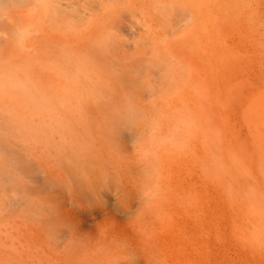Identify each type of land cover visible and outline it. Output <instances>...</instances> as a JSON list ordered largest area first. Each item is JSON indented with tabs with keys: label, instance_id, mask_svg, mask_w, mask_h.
<instances>
[{
	"label": "bare ground",
	"instance_id": "6f19581e",
	"mask_svg": "<svg viewBox=\"0 0 264 264\" xmlns=\"http://www.w3.org/2000/svg\"><path fill=\"white\" fill-rule=\"evenodd\" d=\"M5 6L0 58L5 47L10 56L0 89L14 87L9 104L37 130L46 109L59 113L69 148L57 164L18 150L29 183L7 212L0 197V264H215L217 221L196 219L203 191L243 261L264 264V89L238 91L231 56L236 44L256 49L242 24L248 6L0 0ZM126 96L132 111L117 118ZM42 186L60 196H37ZM14 204L29 210L10 211ZM160 206L197 214L142 219ZM119 207L128 219H111Z\"/></svg>",
	"mask_w": 264,
	"mask_h": 264
},
{
	"label": "rangeland",
	"instance_id": "374dc122",
	"mask_svg": "<svg viewBox=\"0 0 264 264\" xmlns=\"http://www.w3.org/2000/svg\"><path fill=\"white\" fill-rule=\"evenodd\" d=\"M236 2L238 4H242L244 7L248 6V14L245 16L242 24L248 30L250 39H252L253 47L256 49L253 50V54H249L247 46H245L243 42V44H236L235 48H232L231 56L234 64L233 70L236 80L235 87L238 91L243 93H246V91L250 92V90L257 88H260L259 90L262 91V89H264V0H236ZM13 11H15L14 13H16V15H20L21 13L19 10ZM6 12L7 6L0 9V37L7 32V27L3 25L2 20L7 17L5 15ZM236 31H238V29H236ZM256 33L257 35L259 34L258 38H254ZM241 38H243V35H241ZM7 50L8 48L6 47L3 49V53L5 55L2 58L4 59L0 58V76H6L9 72V68L7 67V57L10 55L7 54ZM260 64L263 68L261 75H259L257 70ZM5 92L0 89V94L3 96L5 95ZM10 92V95H7L6 93V100L8 96L16 94L14 87H11ZM130 100V96H126L124 98V103L122 105L123 109L120 110L121 115H118L117 118H121L123 113L128 114L132 111V102H130ZM9 103L10 102L8 100L5 103L0 100V184L5 185L6 187L5 193L0 192L3 195H0V197L3 198L5 194L7 195V201H5V212H7V203L9 200H13L16 198L17 194H21L19 188L20 185L29 183L27 177L24 180L21 176H19V166L27 165L28 161L25 160L21 162V160H18L20 158L18 150H22L25 153H32L34 154L33 156L39 157V159L46 161L47 163L51 162L53 164H57V162L60 163V161H62L61 156L66 153L69 148V145H65V143L69 140V135L65 132L67 127L60 126L63 123L61 121L63 118L59 115V113L57 115L54 110L49 108L46 109V111L43 112L45 119L43 127L37 130V127H39L38 123H34L26 112L23 114L22 111L24 110L15 112V108ZM131 113L135 115L134 112ZM53 114L57 115L58 118L56 116V118H52ZM158 118H164V116L162 114H158ZM51 129L54 130L51 131ZM148 135L149 138H152L154 133L150 132ZM51 154L53 155L50 156ZM43 155L49 159V162L45 159V156L42 159ZM50 157H54L55 160L51 158L50 161ZM55 167L58 168L57 166ZM37 171L39 172L37 175L41 176L42 172L38 169ZM6 175H9L8 180ZM9 187H13L14 190ZM43 189H45L44 192H42ZM37 192V196H41V198L45 196L47 200H50L51 202L54 200L56 201L57 195L60 196L51 186H42L37 190ZM39 199L40 198L37 197V202L39 201L43 204L44 202ZM32 202V200L27 201L29 205L33 204ZM216 207L217 205L211 194L203 191L199 205V215L196 219H216L217 221L214 243L216 250L215 264H254L250 260L249 262L243 261L237 246L227 232L223 216L220 214L222 211ZM13 208H15L18 212H21L22 209L26 212L29 210L26 206L21 207L20 205L16 206L15 204L14 206H10L9 210L11 211ZM145 208L142 207L141 210L145 211ZM117 209V213L112 215L111 219H128L127 214H125V211L121 207ZM216 209H219L220 211ZM195 214L197 213L194 212L191 206H185L183 208L160 206L157 211L151 212L150 214L146 211V215H144V218L142 219H194L193 217Z\"/></svg>",
	"mask_w": 264,
	"mask_h": 264
}]
</instances>
